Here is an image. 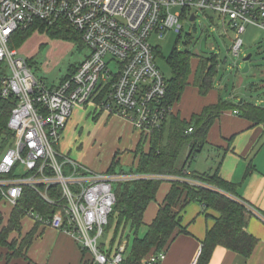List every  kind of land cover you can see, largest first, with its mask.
Masks as SVG:
<instances>
[{
    "label": "built area",
    "instance_id": "obj_1",
    "mask_svg": "<svg viewBox=\"0 0 264 264\" xmlns=\"http://www.w3.org/2000/svg\"><path fill=\"white\" fill-rule=\"evenodd\" d=\"M202 11L217 13L222 26L234 32L231 52L236 56L246 24L264 29V0H0V114L3 102H13L5 128L11 141L0 152V202L16 207L25 189L34 190L55 210L28 208L25 217L71 236L90 254L89 264H122L123 244L98 243L113 213L114 185L158 176L94 172L60 151L62 132L76 107L120 116L143 136L160 129L173 104L166 102L167 80L150 37L170 29L180 33L183 21H192L191 16L195 21ZM58 22L79 33L89 55L72 75L47 87L10 39L18 29ZM161 177L209 187L186 171ZM54 188L56 196L50 192ZM244 205L264 222V214ZM164 258L161 251L143 263ZM197 258L189 264H197Z\"/></svg>",
    "mask_w": 264,
    "mask_h": 264
},
{
    "label": "trees",
    "instance_id": "obj_2",
    "mask_svg": "<svg viewBox=\"0 0 264 264\" xmlns=\"http://www.w3.org/2000/svg\"><path fill=\"white\" fill-rule=\"evenodd\" d=\"M35 27L46 30L53 37H64L66 36L64 32L70 31L74 39H78V42L82 41L80 35L67 27L64 22H58L52 26L35 23L33 28ZM28 31L29 27L16 30L10 39V46L18 48L28 37ZM157 52L156 50L155 53ZM191 58L192 54L188 51L175 49L168 55L166 61L171 69V77L167 80V103L174 104L180 100L184 88L189 84L190 76L193 77L192 84L198 88L201 95H205L213 87V80L217 72L216 57L214 55L198 56L194 70L191 68ZM27 61L30 65L34 64L28 59ZM75 69L76 67H70L68 73L61 80L72 75ZM1 106L3 111L0 114V132L6 128V121L13 102H3ZM227 109H237L243 117L251 121L264 122V106H257L244 100L240 103H233L222 98L214 104L205 106L199 114H193L189 120L171 114L160 129L145 136L149 146L147 152H143L141 144H138L136 153L139 157L136 166L127 172H119L151 174L158 177L117 181L114 185L116 202L113 213L109 217L108 226L112 222L113 214L116 213V231L120 226L129 224L136 234L138 228L143 224L146 207L155 199L161 182L165 180L161 176L185 175L186 168L204 146L210 126L220 113ZM188 128H191L192 131L187 132ZM185 146L189 147V152L183 165L177 167L176 160ZM116 163L112 162L107 172L115 173L113 167ZM250 169L251 166H248L247 171L249 172ZM189 176L204 182L209 187L193 188L183 181L171 180L170 189L156 216L148 225L146 234L141 238L134 237L129 253L122 264H141L149 254L164 250L174 237L176 230L182 229L178 213L174 212L172 208L178 204L183 207L191 201H197L218 212L213 225L206 231L197 264H208L213 250L217 246H223L244 257L251 254L256 244V238L245 230L246 207L241 200L233 196L235 184L222 179L217 171L213 173L190 172ZM56 188L50 191L51 195L56 196ZM28 208L41 212L55 210V207L42 200L37 192L25 189L19 205L11 208L6 224L0 230V243H6V236L10 232H20L21 219ZM2 219L3 213L0 211V222ZM34 235L35 231L30 230L22 238L21 247L24 250L30 245ZM81 252V264H89L90 254L82 249ZM11 257H15L14 254Z\"/></svg>",
    "mask_w": 264,
    "mask_h": 264
},
{
    "label": "rangeland",
    "instance_id": "obj_3",
    "mask_svg": "<svg viewBox=\"0 0 264 264\" xmlns=\"http://www.w3.org/2000/svg\"><path fill=\"white\" fill-rule=\"evenodd\" d=\"M178 9L174 8L173 10L177 11ZM182 24L180 33L170 29L161 37H156V35L150 37V44L155 48V51H158L155 53V62L166 80L171 77V69L166 59L173 49L188 51L192 54L191 68L198 62V56L214 55L217 60V72L214 78L216 83L221 84L222 87L226 86L229 93L241 94V97L263 107L264 29L253 24H246L244 32L240 35L241 50L236 56L231 52L234 32L227 27V24L222 26L221 18L217 13L198 12L195 21L186 19ZM33 26L29 27L28 37L17 49L22 57L34 63L31 64L32 71L37 77L44 80L47 87H50L58 84L60 78L68 73L70 67H77L89 55V49L82 41L78 42V39H74L70 31L64 32L66 34L64 37H53L46 30H40L39 27L33 28ZM249 53H252L249 70L243 73L241 72L243 58ZM239 82L243 85L240 90L236 88ZM95 113L92 107H76L72 110L66 123L67 128L65 126V133L63 135L62 132L60 139L61 149L68 150L72 159L80 160L94 172H103L109 165L113 154L117 152L116 158L120 157L121 159L113 167L114 172L129 171L131 165L127 163L132 159L130 149L134 146L139 132L120 116H107L105 113L97 115ZM10 141L6 130L0 132V152L6 149ZM143 142H145V136L142 137L140 144ZM186 154L187 146L182 149L176 160L177 167L182 166ZM205 154L206 149L197 154L195 160L189 165L190 169L196 171L205 169L208 164L205 162ZM169 183V180L161 182L152 203L157 204L162 200L169 188ZM71 187L74 188V186ZM0 210L4 214L0 222L1 230L6 224L7 219L5 218L8 216L10 206L0 202ZM112 217L111 224L105 226V232L98 240L99 246L103 247L112 237L111 245H113L114 237L121 234L119 241L127 242L126 246L124 245L126 247L125 254H127L133 238L142 235L145 225L142 224L136 234L134 231L129 234L125 230L122 235L124 226H120L116 231L117 214L114 213ZM23 218V222L28 220L25 216ZM144 221L146 223V217ZM23 225L26 227V224L23 223ZM21 240L20 232H10L6 236V243H0V251L8 258L13 254L15 257L18 254L23 257L24 248L21 247ZM37 249L40 251V247ZM47 253L39 252L42 261H46ZM49 258L47 264H65L56 255H51Z\"/></svg>",
    "mask_w": 264,
    "mask_h": 264
},
{
    "label": "crops",
    "instance_id": "obj_4",
    "mask_svg": "<svg viewBox=\"0 0 264 264\" xmlns=\"http://www.w3.org/2000/svg\"><path fill=\"white\" fill-rule=\"evenodd\" d=\"M196 65L197 62L192 67V70L195 69ZM192 80L193 77L190 76L189 84L184 88L180 100L173 104L172 114L178 115L181 119L189 120L193 114H199L205 106L216 103L220 98L233 103L236 101L240 103L242 100L252 103L241 97V94L236 92L229 93L228 88L216 83L215 79L213 80V87L205 95H201L198 88L192 84ZM236 88L238 90L242 89V83L239 82ZM236 88L234 87V89ZM103 113L102 111H96L95 114L100 115ZM66 128L63 131V135ZM141 139L142 135L139 133L134 146L130 149L132 159L127 163L131 165L130 168H134L137 164L139 155L136 153V149ZM205 140L204 146L197 154L206 149L204 157L205 162L208 163L207 166L201 171L192 170L188 166L186 172L213 173L217 171L222 179L235 184L233 195L235 198L264 214V122L251 121L243 117L237 109H227L222 111L212 123ZM142 144L141 150L147 152L149 147L147 140ZM59 149L64 155L72 159L68 150L64 151L61 149L60 143ZM188 152L189 147H187V154ZM116 154L117 152L113 154L109 165L103 172L108 170L112 162L119 163L121 158H116ZM72 160L89 168L80 160ZM248 166H251L249 172L247 171ZM170 186L171 183H169V188L165 195L169 191ZM165 195L157 204L152 203V201L146 207L143 214V225L145 227L140 238L146 234L147 227L156 216L159 207L163 204ZM172 210L178 213L180 227L184 228V230H176L167 247L161 250L165 252L164 260L157 264H189L193 258L198 256L206 231L213 225L218 212L205 207L197 201H191V203H187L183 207L178 204ZM1 212L3 213V211ZM145 217L146 223L144 221ZM23 219H21L20 235L23 238L30 230H34V238L24 250L23 257L8 258L0 251L1 264H40L44 262L47 264L51 255H56L65 264H81L82 252L80 246L71 236L53 228L35 224L30 218H26L28 220L25 222H23ZM245 219V230L256 238V244L251 254L248 257H244L223 246H217L214 248L208 264H264V222L247 208ZM23 223L26 224V227H23ZM124 228L122 235L125 230L129 234L134 231L129 224L124 226ZM120 236L121 234L114 237V244L120 243L126 246L127 242L122 243V241H119ZM38 247H40V251H38ZM39 252H48L46 261L41 260L42 257ZM128 253L129 251L126 256ZM141 264L144 263L142 262Z\"/></svg>",
    "mask_w": 264,
    "mask_h": 264
},
{
    "label": "water",
    "instance_id": "obj_5",
    "mask_svg": "<svg viewBox=\"0 0 264 264\" xmlns=\"http://www.w3.org/2000/svg\"><path fill=\"white\" fill-rule=\"evenodd\" d=\"M192 21L195 19V16H191L190 18ZM252 56V53L247 54L244 58H243V67L241 69V72H247L249 70V60Z\"/></svg>",
    "mask_w": 264,
    "mask_h": 264
}]
</instances>
